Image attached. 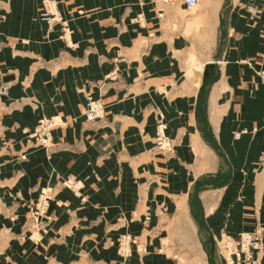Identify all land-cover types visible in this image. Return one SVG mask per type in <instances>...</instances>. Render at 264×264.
Listing matches in <instances>:
<instances>
[{
  "label": "crops",
  "instance_id": "crops-1",
  "mask_svg": "<svg viewBox=\"0 0 264 264\" xmlns=\"http://www.w3.org/2000/svg\"><path fill=\"white\" fill-rule=\"evenodd\" d=\"M198 3L60 0L66 40L42 0H0V221L17 214L18 231L56 187L45 248L19 254L119 264L106 238L126 230L145 239L126 264H177V239L206 254L215 232L264 220V0ZM87 95L103 116L86 119ZM159 114L173 154L155 147ZM44 116L60 119L51 152L30 135Z\"/></svg>",
  "mask_w": 264,
  "mask_h": 264
},
{
  "label": "rangeland",
  "instance_id": "rangeland-1",
  "mask_svg": "<svg viewBox=\"0 0 264 264\" xmlns=\"http://www.w3.org/2000/svg\"><path fill=\"white\" fill-rule=\"evenodd\" d=\"M166 1V0H165ZM167 1H177L182 2L184 6L187 7L188 10L194 11L198 9L199 3L196 7L190 8L188 7L183 0H167ZM199 2V0H198ZM199 17H203V15H199ZM65 19V18H64ZM197 32H201L200 29L202 26L200 24L203 23L204 20H197ZM58 22V21H56ZM55 23V22H54ZM62 36L64 39H68L64 37L65 25L62 23ZM69 26V23H68ZM203 68V63L198 62L194 65V71H200ZM193 71V73H194ZM192 73V72H191ZM192 73V74H193ZM197 82H199L197 80ZM196 82V83H197ZM92 95H87L86 99ZM204 97V93L199 94V101ZM56 118V117H54ZM60 121L59 118H56ZM165 115L159 114L157 117L156 125L158 128L159 122H163L166 127L167 132V121L165 122ZM158 123V124H157ZM31 133V132H30ZM31 135V134H30ZM168 135V145L163 147L161 146L156 139L155 134V147L158 150H162L167 154H173L176 150V142L171 135L167 132ZM55 139V138H54ZM38 147H41L37 142ZM56 145V140L55 144ZM53 146V147H54ZM53 147L48 152H51ZM166 149V150H165ZM169 151L171 153H169ZM69 178V177H68ZM74 178V177H73ZM75 180V178L73 179ZM64 179L60 180V184L62 185ZM65 185V184H63ZM68 185V184H67ZM48 187L52 185H47ZM46 186V187H47ZM46 187L42 188L39 191L37 198L27 205L24 223L22 227L15 231L14 222L18 217L15 213H7L6 220L0 221V264H41V260L30 259L26 254H19L21 251H24L30 245L34 246V249L38 251H42L46 245V239L49 235V231L51 229V222L53 220V211L51 210V201L56 194V187L52 186L53 189L50 192V198L48 201V205L45 206L40 202V197L42 194V190ZM78 187V186H77ZM194 196H192V199ZM262 209V208H260ZM255 210L256 206H255ZM8 219V220H7ZM247 231H255L258 238H255L254 245H249L248 249H243L241 246V235ZM21 241V243H15L16 241ZM144 240L141 239L140 236L135 235L130 231H123L117 235L116 238L111 240L110 238H106V243L112 242L115 244L118 255L120 257L119 264H126V261L129 260L133 256L134 251L141 252L144 251ZM208 244L206 254L202 251L199 242L195 240V238L185 239H177V264H264V220H257L253 225L249 227H244L243 229H238L236 231H230L224 227L222 231L217 234H213V236H209L206 239ZM45 264V263H44ZM55 264H81L76 261H58Z\"/></svg>",
  "mask_w": 264,
  "mask_h": 264
},
{
  "label": "built area",
  "instance_id": "built-area-1",
  "mask_svg": "<svg viewBox=\"0 0 264 264\" xmlns=\"http://www.w3.org/2000/svg\"><path fill=\"white\" fill-rule=\"evenodd\" d=\"M184 3L188 7H195L198 3V0H183ZM43 2V10H42V16L44 19H46L49 23H54L56 21H59L65 25V31H64V37L69 38L70 30L68 26V21L62 17V14L59 9V3L60 0H42ZM262 75L264 76V70L261 71ZM6 92V87L0 88V94H4ZM105 108L102 102V99L100 97L96 98L94 96H89L86 99L85 106H84V115L87 119L93 120L98 117H101L104 115ZM60 123L56 118L50 117V116H44L41 117L37 124L35 125L34 129L31 131V136L35 137L37 142L40 144L41 147H44L46 150L51 149L55 144L54 139V128ZM156 139L157 142L165 147L168 145V135L166 132V127L163 122H159L157 133H156ZM67 181H70L72 186L79 188L80 187V181L73 180V178H68L64 183ZM63 183V184H64ZM53 187H46L44 190H42V194L40 197V202L47 206L48 201L50 198V192L52 191ZM242 241L241 246L243 249H248L249 251V245L255 243V238H258L255 231H247L242 233L241 235ZM250 264V261L248 262Z\"/></svg>",
  "mask_w": 264,
  "mask_h": 264
},
{
  "label": "bare ground",
  "instance_id": "bare-ground-1",
  "mask_svg": "<svg viewBox=\"0 0 264 264\" xmlns=\"http://www.w3.org/2000/svg\"><path fill=\"white\" fill-rule=\"evenodd\" d=\"M197 5H198V3H197ZM197 5H196V6H197ZM196 6H195V7H196ZM190 8H191V7H190ZM192 8H193V7H192ZM69 30H70V29H69ZM103 105H104V104H103ZM86 119H87V118H86ZM88 120H89V119H88ZM93 120H94V119H93Z\"/></svg>",
  "mask_w": 264,
  "mask_h": 264
},
{
  "label": "trees",
  "instance_id": "trees-1",
  "mask_svg": "<svg viewBox=\"0 0 264 264\" xmlns=\"http://www.w3.org/2000/svg\"><path fill=\"white\" fill-rule=\"evenodd\" d=\"M203 132H204V130H203ZM205 136H206V134H205Z\"/></svg>",
  "mask_w": 264,
  "mask_h": 264
}]
</instances>
